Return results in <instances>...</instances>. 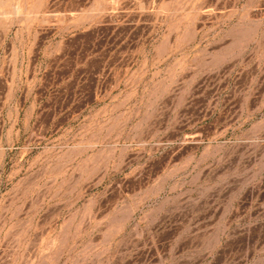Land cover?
I'll use <instances>...</instances> for the list:
<instances>
[{"label":"rangeland","instance_id":"obj_1","mask_svg":"<svg viewBox=\"0 0 264 264\" xmlns=\"http://www.w3.org/2000/svg\"><path fill=\"white\" fill-rule=\"evenodd\" d=\"M68 1L0 0V264H264V0Z\"/></svg>","mask_w":264,"mask_h":264},{"label":"crops","instance_id":"obj_2","mask_svg":"<svg viewBox=\"0 0 264 264\" xmlns=\"http://www.w3.org/2000/svg\"><path fill=\"white\" fill-rule=\"evenodd\" d=\"M71 3L72 0H69L66 7H61L60 2H58V6L52 7L50 12L53 14H79L81 10H84V7L81 9L79 6L72 7ZM10 30L12 31L11 41L19 42L26 40L24 38L27 37L26 41H29L30 46L35 48L33 61L36 63V72L38 71L43 76L50 71L51 76L55 77L57 72L70 68L69 66L65 68L63 65L73 62L75 69H84L86 64L92 60L93 39L90 25L72 26V32L69 34L61 32L59 23L32 26L17 24L13 25ZM25 31L34 33L25 35L23 33ZM71 59L73 61H70ZM43 64H47L45 69H43Z\"/></svg>","mask_w":264,"mask_h":264}]
</instances>
